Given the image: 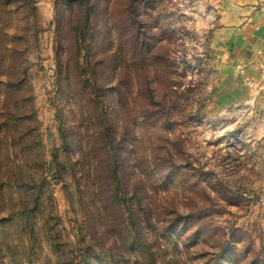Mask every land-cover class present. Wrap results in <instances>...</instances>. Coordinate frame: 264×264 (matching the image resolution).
I'll list each match as a JSON object with an SVG mask.
<instances>
[{"label":"rangeland","instance_id":"1","mask_svg":"<svg viewBox=\"0 0 264 264\" xmlns=\"http://www.w3.org/2000/svg\"><path fill=\"white\" fill-rule=\"evenodd\" d=\"M107 1L100 0L99 14L92 17L98 35L92 39L89 31L82 48L96 40L93 46H104L105 60L115 51L120 34L141 33L154 50L152 65L132 72L133 94L128 101L137 110L131 113L129 127L138 139L135 152L149 156V170L162 169L169 176L152 187L154 200L164 209L152 216L151 224L143 220L138 237L134 234L148 251L143 257L119 245L106 231L111 219L103 221L102 202L83 176L86 157L77 162L76 141H84L77 127L81 114L72 90L61 82L67 68L60 73L58 62L66 51L57 31L55 0H26L20 20L24 40L11 78L21 77L20 69H27V75L14 91L16 107H10V112L2 107L7 76L0 71V124L15 119L17 111L20 124L16 136L20 140L15 142L14 131L0 126V149L4 150L0 176L9 166L21 168L29 196L19 187L3 190L0 264H84L88 256H94L95 264H264V128L257 122L255 107L225 108L211 102L215 77L208 59L209 20L196 11L198 0H117V16L124 24L115 27L113 34L105 31V23L95 24L103 20ZM62 6L66 13L65 2ZM6 20L11 33L16 22L9 16ZM75 61L68 67L69 74L87 80L88 86L99 82V73L109 79L114 70L106 64L89 69L84 57L80 65ZM145 89L153 99L142 94ZM85 90L91 92L90 87ZM114 94L105 93L104 111L107 124L117 130L123 117ZM159 102L166 109L162 114L154 105ZM144 103L155 111L146 122L138 112ZM22 132L28 133V140L21 139ZM130 171L125 172V180L139 174ZM24 196L27 201L39 200L36 207L29 202L32 230H22L24 220L18 223L21 228L7 222L12 207L19 221L27 215ZM183 221L186 228L179 229ZM24 252L27 258L17 257Z\"/></svg>","mask_w":264,"mask_h":264},{"label":"trees","instance_id":"2","mask_svg":"<svg viewBox=\"0 0 264 264\" xmlns=\"http://www.w3.org/2000/svg\"><path fill=\"white\" fill-rule=\"evenodd\" d=\"M143 2V0H141ZM65 2L66 13L64 8H62V3ZM110 2V4H109ZM117 0H108L106 5V13L101 15V20L99 23H105V31L109 34H113V29L115 27L123 26V22L119 20L120 17L117 16ZM109 4V7H108ZM55 10H56V20L58 34L64 39L66 54L62 61H59L60 73H65V77L59 78L61 82L72 90L71 97H73L77 102V109L80 111V120L77 127L81 130L79 133L82 134L83 142L77 140L76 145L79 147L80 155L77 160L85 158L87 160L86 167L83 168V176L90 181L88 186L92 188L95 198L102 202V212L101 216L103 221L111 219L108 223L106 231L113 236L115 242L119 245H123L129 248V250H136L142 253L144 257L145 251H148L145 247V242H137L138 231L142 227L143 220L149 221L151 224L152 216L155 214L159 215L160 209H164L154 200V194L156 189H152L154 184L158 181L166 182L169 179L168 175L163 174V170L159 169L152 170V168L147 167V157H141L135 152L136 143L138 139L133 137V132L129 131L130 124L132 122L133 116H131L132 111H137L136 107L132 102H128L130 96H132V85L133 78L131 79L132 72L138 66L147 68L151 66L153 62L154 55H151L154 50L150 48V44L147 40L141 38L142 34L137 33L136 35H130L126 37L120 34L117 41V47L113 51L108 59L103 60L104 46H93L96 44V40L92 43H87L86 48H82V44H85L86 37H88L90 31V38L95 39L96 30L94 29V23L92 17L95 13L97 16L99 14L100 0H55ZM108 8V9H107ZM27 9L26 0H0V71L6 73V82L4 88L7 92L4 97L2 107L6 112H10V107H16L13 104L14 91L16 88H21L26 80L27 69H20L22 72L21 77H16V81L11 78L15 76L17 69V58L20 53V47L22 44L24 24H21L22 11ZM67 10L69 11L67 13ZM82 15V16H81ZM5 16V18H4ZM7 16L16 23L12 27V32H9V24L6 21ZM95 16V20L97 18ZM82 21H80V19ZM75 21L74 25H70L71 22ZM145 39V38H144ZM112 43L114 41L112 40ZM74 49V50H73ZM98 49L100 53H95L93 51ZM76 50V55H75ZM84 51L85 55L81 56V52ZM84 57L86 61V66L89 69H95L98 65L104 64L113 67L112 74L110 78L109 75H101L99 82L88 86L87 80L80 79L76 74H69L68 67L71 66L72 60H76L75 63L80 65L81 59ZM106 57V56H104ZM105 65V66H106ZM116 67V68H115ZM60 77V76H59ZM116 77V79H115ZM122 77L125 79H122ZM112 78V79H111ZM114 80H116L114 82ZM60 82V81H59ZM112 83L114 85L112 86ZM112 87L108 88V85ZM18 86V87H17ZM90 87L91 92L87 93L86 88ZM115 91V94L119 99L120 114L123 117L121 125H119L117 130H114L112 126H109L106 121V114L104 111V96L106 92ZM114 94V95H115ZM149 99H153V94L151 91L146 92V89L142 92ZM12 102V103H11ZM160 107V113H164L166 109H162L163 103L154 104ZM141 112L143 121H148L154 116L155 111L146 108V104L138 108V112ZM16 113V111L14 112ZM17 114H15V119L10 122L1 123L0 126H6L7 130L14 131L13 141H19V136L17 134L20 132L19 121H17ZM87 113V114H86ZM129 115L127 118L124 115ZM28 126H24L27 129ZM65 142H67V135L65 131L61 130ZM7 136V135H6ZM75 136V135H74ZM10 137V136H9ZM22 140H28V133L22 132ZM9 149L8 145L5 149L7 152ZM4 150L0 149V155ZM8 154L11 157V155ZM158 161H160L158 159ZM75 168V165L72 166ZM162 167V164L159 166ZM3 169L0 166V173ZM131 170L130 173L136 174V177L126 179L125 172ZM162 170V171H161ZM131 182V183H130ZM27 182L25 181V175L21 168L15 169L13 166H9L4 176H0V200H3L6 194L4 191H9L13 187L22 188L27 194L28 191L25 188ZM12 192V190H11ZM29 194H27V197ZM37 196V194L35 195ZM34 196V197H35ZM122 196H124L122 198ZM23 197L22 205L24 206V213L27 214L20 221L15 218L14 212L15 208L12 207L8 217L7 222H9L10 227L19 226L18 223H22V220L26 221L25 226L22 230L33 229L31 225L30 217L28 216V209H30V203L34 202L35 207L37 206L39 200L37 197L30 199ZM10 202L14 203L13 200ZM34 207V208H35ZM30 220V221H29ZM30 222V224H29ZM15 226V227H16ZM29 226V227H28ZM179 229H185L186 224L183 221L178 224ZM137 229V230H136ZM134 231V233H133ZM139 233V232H138ZM134 234L136 236H134ZM21 246V245H20ZM25 250V248H22ZM92 252V250L89 249ZM111 252V251H110ZM58 254V253H57ZM236 255V253H233ZM64 252L58 256H63ZM111 255V254H110ZM17 257L27 258L28 254L26 252L20 253ZM69 264H74V261ZM84 264H95L94 256H88L85 258ZM217 264V263H215Z\"/></svg>","mask_w":264,"mask_h":264},{"label":"crops","instance_id":"3","mask_svg":"<svg viewBox=\"0 0 264 264\" xmlns=\"http://www.w3.org/2000/svg\"><path fill=\"white\" fill-rule=\"evenodd\" d=\"M209 20L208 59L221 107H255L264 128V0H198ZM262 127V126H261ZM263 137H264V129ZM261 152L264 159V142Z\"/></svg>","mask_w":264,"mask_h":264}]
</instances>
